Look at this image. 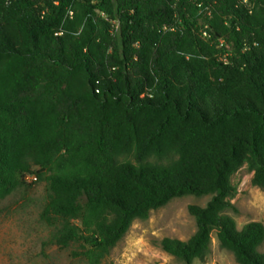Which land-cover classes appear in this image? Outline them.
Segmentation results:
<instances>
[{
  "label": "trees",
  "instance_id": "1",
  "mask_svg": "<svg viewBox=\"0 0 264 264\" xmlns=\"http://www.w3.org/2000/svg\"><path fill=\"white\" fill-rule=\"evenodd\" d=\"M244 165L264 191V0H0V200L45 183L55 246L100 264L135 220L209 196L162 251L204 262L214 234L264 264V225L226 214Z\"/></svg>",
  "mask_w": 264,
  "mask_h": 264
},
{
  "label": "rangeland",
  "instance_id": "2",
  "mask_svg": "<svg viewBox=\"0 0 264 264\" xmlns=\"http://www.w3.org/2000/svg\"><path fill=\"white\" fill-rule=\"evenodd\" d=\"M252 174L242 166L230 178L236 188L231 200L236 212L226 214L237 230L249 222L264 225V191L252 186ZM47 200L45 183H31L0 200V264H88L73 255L74 248H59L51 230L40 221ZM209 196H184L152 211L146 220H135L121 241L100 264H183L160 248L164 238L186 241L195 231L189 205L205 206ZM211 253L204 262L191 264H236L230 252L221 249L211 234ZM264 254V243L259 247Z\"/></svg>",
  "mask_w": 264,
  "mask_h": 264
},
{
  "label": "built area",
  "instance_id": "3",
  "mask_svg": "<svg viewBox=\"0 0 264 264\" xmlns=\"http://www.w3.org/2000/svg\"><path fill=\"white\" fill-rule=\"evenodd\" d=\"M24 180H25L26 183H31V182L35 181V177H33V176H26L24 178Z\"/></svg>",
  "mask_w": 264,
  "mask_h": 264
}]
</instances>
